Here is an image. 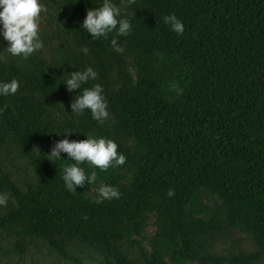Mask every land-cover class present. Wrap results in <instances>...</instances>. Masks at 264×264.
<instances>
[{
    "label": "trees",
    "instance_id": "1",
    "mask_svg": "<svg viewBox=\"0 0 264 264\" xmlns=\"http://www.w3.org/2000/svg\"><path fill=\"white\" fill-rule=\"evenodd\" d=\"M47 1L74 54L66 74L37 59L28 66L0 58V83L20 84L14 95H0V145L12 144L34 172L20 191L0 170V193L14 200L0 215V229L39 239L58 253L62 243L77 242L110 264H136L119 243L141 252L146 243L139 264H264V0H135L124 10L132 31L117 37L123 52L111 43L115 32L92 39L82 27L87 10L103 0ZM170 14L182 21V35L164 23ZM111 62L113 80L107 79ZM89 67L98 78L69 92V75ZM97 83L111 125L99 124L90 110L72 113L75 97ZM89 135L113 140L126 157L106 172L80 165L86 174L97 172L92 188L114 186L120 199L97 204L87 184L68 191L64 169L74 161L63 152L61 160H48L59 141ZM150 215L153 231L146 236ZM230 231L254 252L211 254L212 242ZM22 241L12 250L22 253Z\"/></svg>",
    "mask_w": 264,
    "mask_h": 264
},
{
    "label": "clouds",
    "instance_id": "2",
    "mask_svg": "<svg viewBox=\"0 0 264 264\" xmlns=\"http://www.w3.org/2000/svg\"><path fill=\"white\" fill-rule=\"evenodd\" d=\"M133 3L135 0H127V2L121 0L122 6H118L113 0H103L102 6L87 10L82 27L87 30L92 39L107 38L110 33L115 32L116 37L112 39L111 43L116 50L123 52L124 49L119 47L117 37L127 36L132 31L130 21L124 18V8ZM0 9H2L0 10L2 35L10 45L6 49L7 52L12 56H22L27 59L43 48V42L39 37L41 13H46L48 9L41 3V0H0ZM164 23L170 25L171 30L177 34H183L184 25L175 14L165 16ZM82 51L85 54L88 53L86 47ZM69 77L65 84L68 91L73 92L80 90L82 85L87 84L90 80H96L98 74L89 67L84 71H73ZM19 87L17 79L0 83V95H14ZM171 90L177 95L183 93V90L177 88L176 85H172ZM103 92L102 86L98 83L90 88H84L82 94L77 95L71 103L72 113L83 115L85 110H90L92 118L103 125L109 117L108 104ZM4 107L6 109L7 105ZM62 152L66 153L71 161H74L70 166L65 167L63 176L65 186L70 192H76L77 188H83L85 184L91 187L97 182V172L92 171L91 174H86L85 169L80 167L81 164L87 162L94 168L106 172L110 168L122 167L126 163V157L118 152L117 143L111 139L96 138L92 135L82 141L70 142L68 139L59 141L47 156L48 160L60 159ZM93 192L96 193L94 202L97 204L104 200L120 199L121 196L118 188L102 182L97 189L91 187L89 194ZM174 194V190H169L167 193L169 197ZM8 199L7 193L0 194V206H6Z\"/></svg>",
    "mask_w": 264,
    "mask_h": 264
},
{
    "label": "rangeland",
    "instance_id": "3",
    "mask_svg": "<svg viewBox=\"0 0 264 264\" xmlns=\"http://www.w3.org/2000/svg\"><path fill=\"white\" fill-rule=\"evenodd\" d=\"M113 2L118 6H122L121 0H113ZM41 3L48 9L46 13H41L39 37L43 42V48L27 59L22 56H12L6 50L10 45L3 38V26L0 24V58L3 61H18L28 66L34 65L33 60L37 59L40 62L43 61L44 67H57L63 74H66V64L71 61L74 54L73 46L55 7L47 0H41ZM121 62L125 71L133 76L130 58L122 54ZM110 65L107 79L113 80L115 76L113 62ZM112 121L113 119L109 115L105 123L111 125ZM0 170L9 176L14 186L20 191H23L25 186L34 180V172L27 157L10 143L0 145ZM6 193L9 196L8 203L6 206H0V215L4 214L14 204L10 193ZM152 221L153 217L148 216L145 227L146 236L151 235L153 231ZM16 240H23L24 250L22 253L12 250ZM118 245L126 257L136 264L141 263L146 256L145 253L148 252L146 243L142 244L143 252L124 243ZM61 249L63 253H58L39 239H19L11 230L0 229V264H110L112 262L95 252L91 247L77 242H64ZM254 250L253 245L243 235L237 231H230L222 232L212 242L209 252L216 256L230 257L239 254L247 255L254 252ZM252 264L262 263L252 262Z\"/></svg>",
    "mask_w": 264,
    "mask_h": 264
}]
</instances>
